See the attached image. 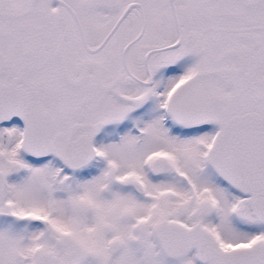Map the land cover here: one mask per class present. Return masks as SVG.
Here are the masks:
<instances>
[{
	"label": "snow or ice",
	"instance_id": "snow-or-ice-1",
	"mask_svg": "<svg viewBox=\"0 0 264 264\" xmlns=\"http://www.w3.org/2000/svg\"><path fill=\"white\" fill-rule=\"evenodd\" d=\"M0 264H264V0H0Z\"/></svg>",
	"mask_w": 264,
	"mask_h": 264
}]
</instances>
